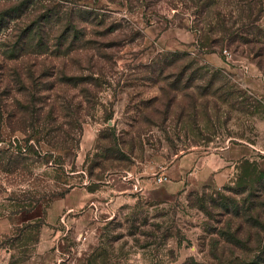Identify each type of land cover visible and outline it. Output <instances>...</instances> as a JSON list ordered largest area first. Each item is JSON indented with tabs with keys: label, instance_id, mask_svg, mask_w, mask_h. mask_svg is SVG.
I'll use <instances>...</instances> for the list:
<instances>
[{
	"label": "rangeland",
	"instance_id": "374dc122",
	"mask_svg": "<svg viewBox=\"0 0 264 264\" xmlns=\"http://www.w3.org/2000/svg\"><path fill=\"white\" fill-rule=\"evenodd\" d=\"M0 14V264H256L262 198L237 176L243 160L264 171V0H0ZM30 30L57 55L45 67L65 82L40 83L55 82L61 114L49 101L14 131L6 114L25 94L5 85ZM228 148L246 157L222 184L170 177L112 210L53 207L82 182Z\"/></svg>",
	"mask_w": 264,
	"mask_h": 264
},
{
	"label": "trees",
	"instance_id": "16d2710c",
	"mask_svg": "<svg viewBox=\"0 0 264 264\" xmlns=\"http://www.w3.org/2000/svg\"><path fill=\"white\" fill-rule=\"evenodd\" d=\"M16 16H20V10L12 11L7 15V17L9 18H14ZM7 20L8 19L6 18L5 14H0V23L6 22ZM44 34L45 33L30 30L25 36V41L21 43L23 45L21 47L17 45L14 50L15 55L13 56L15 57H13L12 59L15 60L16 63L13 69L10 71L11 75L9 76L12 77L13 81L8 80L5 86H9L10 82L13 84V88L16 92L25 94V96L22 97L23 102L17 101L15 99L13 100V104L18 112L6 114L8 127L14 131H25V129L33 130L35 125L39 123L38 119H36V113L38 112V110H40V108H43L41 111L47 110L46 103H48L49 101L51 102L50 108H48L47 110L48 117L51 116L53 118L51 121L53 122L58 121V119L60 118L59 114L61 113H59V111L57 110V106L53 105L54 99L58 97V95H53V92L57 90L55 82L46 83V81H44L43 83H40V80L42 79H51L54 77L59 78V83L65 82L63 80L62 71H60V69H56L54 63H52V66H49L47 68L45 67L46 61H49L47 60V58H53V56L57 58V55H55L53 51H50L46 47L47 45L43 43L46 38ZM35 38L41 40L42 43L40 42L33 44ZM19 39L20 37L17 38V40ZM26 42L30 43V45H28L31 48L29 49V51L28 48H26ZM66 54H68L67 48L65 49V53L63 55ZM61 55V53H58V56ZM86 59L88 60V63L92 62L91 55H89V58L87 57ZM12 74L14 77L12 76ZM25 82H28L30 88L26 87ZM32 90L35 92H33ZM37 92H46L50 93L51 95H48L47 97L45 95L38 96L36 95ZM9 93V91H6L5 95H8ZM51 121L48 119H44V121L42 122L43 129H47L50 124L49 122ZM47 131L48 133L50 132L49 130ZM238 171L239 175L237 176V180L240 184V187H238V192H240L242 189H253L255 187L258 191H260V194H258L259 198H262V201L258 205V207H255L257 211L254 226L261 233H263V235L260 236L262 237V239L260 238V240L257 242L258 248H260V256L257 257L256 264H264V171L260 170L254 162H250L249 160H243L240 164V167L238 168ZM236 216H239V211L236 212ZM231 242H234V244H242V242L237 239H232Z\"/></svg>",
	"mask_w": 264,
	"mask_h": 264
},
{
	"label": "crops",
	"instance_id": "0c3cea01",
	"mask_svg": "<svg viewBox=\"0 0 264 264\" xmlns=\"http://www.w3.org/2000/svg\"><path fill=\"white\" fill-rule=\"evenodd\" d=\"M224 152L225 155L222 160L217 155L200 158V154L196 152L180 157L170 168H162L163 173L168 178L165 184L170 181V177L172 180L174 179L173 183L177 187H182L185 184V180L194 181L197 177L200 179L201 184L209 182H215L216 184L224 183L232 175L230 165L246 157L243 149L239 151L228 148ZM219 160L220 162H218ZM158 172L154 173V175ZM153 176L141 174V185L144 193L140 196L150 195L148 190L153 183ZM170 184L167 186H170ZM133 195L136 194L131 193L128 184L120 181L117 177H111V179L109 178L103 183L98 184L93 189H89L84 182L79 187L70 188L59 198L53 207H66L67 213L73 210V207H93L91 209L92 212L94 208L99 210L107 207L112 210L126 204L130 199L132 200ZM91 216L92 213H83L81 219Z\"/></svg>",
	"mask_w": 264,
	"mask_h": 264
},
{
	"label": "built area",
	"instance_id": "2783aa9c",
	"mask_svg": "<svg viewBox=\"0 0 264 264\" xmlns=\"http://www.w3.org/2000/svg\"><path fill=\"white\" fill-rule=\"evenodd\" d=\"M121 179L129 185L132 194L141 195L143 193L144 189L141 185V178L139 176H135L132 173H125ZM167 181V176L163 173V170L160 169L159 172L153 176L152 184L159 186L165 184Z\"/></svg>",
	"mask_w": 264,
	"mask_h": 264
}]
</instances>
